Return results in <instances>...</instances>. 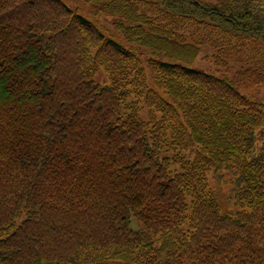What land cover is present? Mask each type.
<instances>
[{"label":"trees","instance_id":"16d2710c","mask_svg":"<svg viewBox=\"0 0 264 264\" xmlns=\"http://www.w3.org/2000/svg\"><path fill=\"white\" fill-rule=\"evenodd\" d=\"M250 85L264 0H0V264H264Z\"/></svg>","mask_w":264,"mask_h":264},{"label":"rangeland","instance_id":"374dc122","mask_svg":"<svg viewBox=\"0 0 264 264\" xmlns=\"http://www.w3.org/2000/svg\"><path fill=\"white\" fill-rule=\"evenodd\" d=\"M69 4L72 7H75L74 4L70 3ZM101 22L107 26L110 27V21L112 20L111 17H105L101 16L100 17ZM121 43L126 46L127 48L131 49L132 51H139L142 52L143 55H148L152 56L149 51L141 46H138L136 44L128 43L127 41H121ZM214 53V50L212 49L211 46L209 45H201L200 46V52L198 57L195 59V61L190 64L191 67L203 70L207 73L219 76V77H228L234 74L236 71L240 70L242 68V64L232 60L229 62L228 67L226 66H217L214 64L212 60V55ZM158 59H161L165 62H170L174 63L176 62L174 59L170 58H164L160 55L155 56ZM90 79H92L94 82L99 83V84H105L109 82L108 75L102 70L98 69L96 72H94L91 76ZM240 92H242L244 95L248 96L249 98L253 99L256 102L263 103L264 104V86H254L250 85L249 87H241ZM139 117L147 120L149 117V114L152 110L151 107L146 106L145 104H139ZM264 130V129H263ZM213 179V178H212ZM210 183H213L215 189L219 193V202L221 203L222 207L224 210L228 207V202L226 200L229 191L226 186H224L223 182H220L219 179L213 181L211 180Z\"/></svg>","mask_w":264,"mask_h":264}]
</instances>
